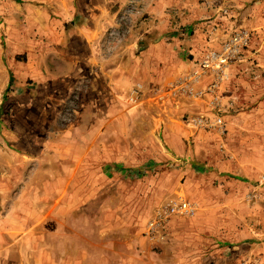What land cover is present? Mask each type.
<instances>
[{
    "label": "rangeland",
    "instance_id": "1",
    "mask_svg": "<svg viewBox=\"0 0 264 264\" xmlns=\"http://www.w3.org/2000/svg\"><path fill=\"white\" fill-rule=\"evenodd\" d=\"M0 264H264V0H0Z\"/></svg>",
    "mask_w": 264,
    "mask_h": 264
},
{
    "label": "built area",
    "instance_id": "2",
    "mask_svg": "<svg viewBox=\"0 0 264 264\" xmlns=\"http://www.w3.org/2000/svg\"><path fill=\"white\" fill-rule=\"evenodd\" d=\"M234 41L235 42L240 41V38L238 37ZM243 43L246 44V40L245 39L243 40ZM227 60H228V56L227 55H220V54L214 53L212 56L209 55L208 58L206 59V66L213 68L214 65L217 64V63L224 65V64L227 63L226 62ZM183 207L186 208L187 204L184 203L182 206L180 205L178 207H175V210H177V209L181 210V209H183Z\"/></svg>",
    "mask_w": 264,
    "mask_h": 264
}]
</instances>
